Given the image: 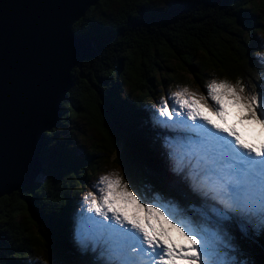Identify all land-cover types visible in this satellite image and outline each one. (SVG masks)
I'll return each mask as SVG.
<instances>
[{
    "label": "trees",
    "instance_id": "16d2710c",
    "mask_svg": "<svg viewBox=\"0 0 264 264\" xmlns=\"http://www.w3.org/2000/svg\"><path fill=\"white\" fill-rule=\"evenodd\" d=\"M263 7L264 0H101L89 9L74 31L97 55L73 69L62 116L45 132L44 176L0 198V264H95L96 254L73 241L69 212L83 178L104 166L120 169L141 198L177 203L195 221L199 204L163 162L144 102L171 85L204 87L211 78L261 93ZM77 118L97 132L82 154L72 149L73 130L60 135ZM237 259L264 264V238L242 245Z\"/></svg>",
    "mask_w": 264,
    "mask_h": 264
},
{
    "label": "snow or ice",
    "instance_id": "6c2138e0",
    "mask_svg": "<svg viewBox=\"0 0 264 264\" xmlns=\"http://www.w3.org/2000/svg\"><path fill=\"white\" fill-rule=\"evenodd\" d=\"M206 88V97L180 88L171 93L175 107L164 100L159 110L162 117L172 119L175 113L192 121H179L188 131L165 137L164 148L172 172L199 204L195 226L176 221L163 204L142 202L119 172L103 175L99 195L84 197L95 216L81 214L74 233L81 250L97 255L95 264H250L237 256L246 242L264 238V140L243 141L234 126H224V119L228 107L235 106L239 122L264 129V90L251 93L240 80L233 84L215 78ZM198 120L202 123L196 124ZM161 217L186 244L172 239Z\"/></svg>",
    "mask_w": 264,
    "mask_h": 264
},
{
    "label": "water",
    "instance_id": "95a60500",
    "mask_svg": "<svg viewBox=\"0 0 264 264\" xmlns=\"http://www.w3.org/2000/svg\"><path fill=\"white\" fill-rule=\"evenodd\" d=\"M100 1L0 0V198L39 177L72 71L97 55L74 25Z\"/></svg>",
    "mask_w": 264,
    "mask_h": 264
},
{
    "label": "rangeland",
    "instance_id": "374dc122",
    "mask_svg": "<svg viewBox=\"0 0 264 264\" xmlns=\"http://www.w3.org/2000/svg\"><path fill=\"white\" fill-rule=\"evenodd\" d=\"M262 10V13H263V18H264V7L263 8H260ZM113 14H117L116 12H113ZM262 34V33H261ZM260 37V39L262 40L263 38L258 35ZM261 52L264 54V46L262 48H260ZM264 57V56H263ZM213 78H211L212 80ZM207 81L204 83V87H194V86H190L188 87L189 90L193 93H197L198 95L199 94H203L205 97L207 96V88H206V85L211 81ZM219 80V79H218ZM232 83V82H231ZM235 84V83H233ZM180 88H183L182 86L178 84H174V85H171V87H168V88H164L162 89V91H160L158 93V96L156 98H152L149 102H144V105H148V108L146 107L144 109L145 111V114H143L144 116V120L147 121V128L151 131L152 135L154 134H157V133H160L161 132V129H160V126L165 124V123H169V119L167 117H163V120H162V123H160V126H158L153 117L155 115V117L159 116V110L160 108L162 107V104H163V101L164 100H169L170 101V105H169V108L171 106V108H174L175 105H174V102L171 98V93L174 92V91H177L179 90ZM126 91V90H125ZM209 105H212L213 102L212 101H208ZM201 104H203V101H201ZM231 108H233L234 106H229ZM154 110L156 111V113L154 114ZM205 113L207 115H209L210 118H213L215 117V115H213V113H210L207 111V108L204 109ZM232 113L233 115L237 116V117H240L239 113H240V110L238 108H236L235 110H232ZM173 116H175V118L173 117V121H176L179 117L181 116H177L175 115V113L173 114ZM186 117V116H184ZM229 119H232V118H229L227 116H225V119L224 120H229ZM257 128H255V130L253 131L252 135L249 137L252 139V142H255V138L257 139H260L262 135H264V129L260 130V136L258 135L257 136ZM73 130V137H76V139L73 138L74 140V143H72V149H74L76 152L78 153H83L85 152L87 149H90L94 143V141L97 139V132L95 131V129H93L92 127H90L88 125V123L84 120H82L81 118H77L75 120H71V123L68 125V127L65 128V131L63 133H60V135H64V136H67L69 133H71ZM186 131H188L187 129H185ZM58 131H59V128H58ZM167 135H175L176 133H173V134H170V133H166ZM256 135V137H255ZM158 137H159V134H158ZM264 140V138L262 139ZM251 141L247 142L249 144H254L252 143ZM157 147L158 148H161V153L163 152H166L165 148L162 146L161 142L159 141L157 143ZM164 163H167L169 168L171 169V166H170V163L168 161V159H164L163 160ZM39 170H42L41 167ZM111 172H119L120 175L124 178L125 181L128 182L129 184V187L133 189V191L137 192L139 197L141 198L140 196V192L132 186V184L129 182V180L125 179V177L122 175L120 169L118 168H114V167H109V166H104V167H101L96 175H94L92 178L91 176H88L83 178V181H84V184H85V187L81 189L80 193L78 194V196L75 197V201L74 203L72 204V208L70 210V222L74 225V228H73V232H72V238H73V241H75L74 239V233H75V229H76V226H77V220L79 222V219H80V216L81 214H83L84 216H95L94 213H90L88 212L87 210V201L84 200V197L89 193V192H94L96 193L97 195H99V192H98V189L99 187H101V185L98 184V181L100 179L101 176L103 175H106V174H109ZM82 173L83 171H81L79 174L80 178H82ZM38 176L39 177H43L44 174H43V171L38 173ZM74 189H76V186L74 187ZM78 190H76L77 192ZM145 200L147 201H150L152 202V200H148L146 198H141V201L144 202ZM155 204H163V203H160L159 201H153ZM171 205H167V204H163L166 208H167V211H168V214L171 216V217H175V220L176 221H181L183 220L186 224H190V226L194 227L195 226V221H193L191 219V217L186 214V213H183L182 210H181V207L177 204V203H170ZM131 212L132 210L129 209V212L128 214L131 215ZM140 215L142 216L143 213L141 212ZM95 219L97 220H100L101 218L100 217H95ZM161 221H163V226L164 228L168 229V231L170 232V235L172 237V239L174 240H178V239H181V243L183 244H186L187 241H185L183 239V237H181L179 235V233L176 232L175 229H172L171 226L167 223V221H164L163 220V217L160 218ZM105 223H112V221H106ZM153 223H155V221H153ZM160 225L157 224V227H159ZM97 257V255H96Z\"/></svg>",
    "mask_w": 264,
    "mask_h": 264
},
{
    "label": "flooded vegetation",
    "instance_id": "af4514ba",
    "mask_svg": "<svg viewBox=\"0 0 264 264\" xmlns=\"http://www.w3.org/2000/svg\"><path fill=\"white\" fill-rule=\"evenodd\" d=\"M93 62L96 63L98 66L102 64L98 58L94 59Z\"/></svg>",
    "mask_w": 264,
    "mask_h": 264
},
{
    "label": "bare ground",
    "instance_id": "6f19581e",
    "mask_svg": "<svg viewBox=\"0 0 264 264\" xmlns=\"http://www.w3.org/2000/svg\"><path fill=\"white\" fill-rule=\"evenodd\" d=\"M260 130H261V127L258 126V128H257V130H256V131H257V136H258V135L260 136ZM262 130H263V129H262ZM263 131H264V130H263ZM255 137H256V135H255ZM250 140H252V139L250 138ZM165 154H166V153H165Z\"/></svg>",
    "mask_w": 264,
    "mask_h": 264
}]
</instances>
